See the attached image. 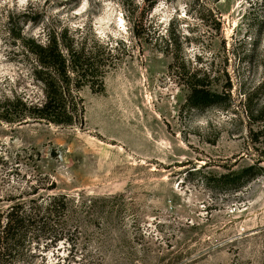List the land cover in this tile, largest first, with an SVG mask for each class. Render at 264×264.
Instances as JSON below:
<instances>
[{
    "label": "rangeland",
    "instance_id": "obj_1",
    "mask_svg": "<svg viewBox=\"0 0 264 264\" xmlns=\"http://www.w3.org/2000/svg\"><path fill=\"white\" fill-rule=\"evenodd\" d=\"M142 2L0 0V114L43 99L21 37L67 27L116 61L102 91L79 90L82 124L0 119V223L66 197L0 264H264V120L249 117H264V0ZM194 72L229 97L186 107ZM256 160L241 186L217 180Z\"/></svg>",
    "mask_w": 264,
    "mask_h": 264
},
{
    "label": "trees",
    "instance_id": "obj_2",
    "mask_svg": "<svg viewBox=\"0 0 264 264\" xmlns=\"http://www.w3.org/2000/svg\"><path fill=\"white\" fill-rule=\"evenodd\" d=\"M157 1L143 0V11H148ZM132 23V32L139 36L135 28L138 23H142L141 20H132ZM21 42L35 58L33 74L41 84L43 99L37 103H21L23 110L14 115L4 107L0 119L13 122L29 117L62 126L82 124L84 106L78 92L84 86L94 92L103 90V77L116 64L109 44L95 38L89 45L84 36H76L67 27L48 29L43 43L24 37H21ZM185 84L189 90L185 100L188 108L200 109L219 104L220 100L229 97L226 89L219 92L209 88L204 77L201 78L195 72ZM7 104L16 107L13 101ZM249 114L250 122L264 120V117H251V111ZM258 162L256 160L252 164L221 173L217 180L228 183L227 186L232 188L239 187L262 173L263 167L257 165ZM65 207L64 195H50L43 204L9 206L3 223H0V256L13 255L15 251L40 239L57 212Z\"/></svg>",
    "mask_w": 264,
    "mask_h": 264
},
{
    "label": "water",
    "instance_id": "obj_3",
    "mask_svg": "<svg viewBox=\"0 0 264 264\" xmlns=\"http://www.w3.org/2000/svg\"><path fill=\"white\" fill-rule=\"evenodd\" d=\"M26 121H32V120H24L23 122H26ZM33 121H35V120H33ZM59 126H62V125H59ZM65 126L73 127V125H65Z\"/></svg>",
    "mask_w": 264,
    "mask_h": 264
}]
</instances>
